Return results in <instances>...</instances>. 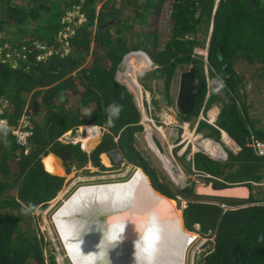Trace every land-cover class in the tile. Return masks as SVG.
Listing matches in <instances>:
<instances>
[{
	"label": "trees",
	"instance_id": "16d2710c",
	"mask_svg": "<svg viewBox=\"0 0 264 264\" xmlns=\"http://www.w3.org/2000/svg\"><path fill=\"white\" fill-rule=\"evenodd\" d=\"M165 1L158 6L156 0H0V100L9 103L0 114L9 123L0 127V264H57L54 256H45L44 237L28 232V215L46 208L62 189L59 157L67 172L75 161L83 165L89 159L103 167L101 155L116 148L145 170L157 190L187 199L186 228L209 239L199 264H264V155L255 148V141L264 142V128L250 116L246 82L236 68L241 62L259 65L264 80V0H220L215 13V0H174L172 37L161 49ZM154 7L157 17L149 34L145 26ZM211 26L205 60L197 49H205L206 41L197 34H209ZM146 34L155 47H145ZM139 50L151 55L157 68L146 76L163 79L168 98L177 69L194 67L196 108L186 117L219 104L218 128L202 121L199 129L218 142L222 129L241 149L226 148L219 158L200 150L191 160L208 185L245 187L248 197L200 194L188 185L173 190L136 149L130 135L141 115L118 75L124 59ZM128 61L133 74L148 66L141 55ZM207 74L221 85L218 91L210 89ZM110 105L119 107L117 116L110 118ZM24 116L32 134L21 145L12 131ZM93 124L110 133L91 156L80 144L59 140Z\"/></svg>",
	"mask_w": 264,
	"mask_h": 264
},
{
	"label": "rangeland",
	"instance_id": "374dc122",
	"mask_svg": "<svg viewBox=\"0 0 264 264\" xmlns=\"http://www.w3.org/2000/svg\"><path fill=\"white\" fill-rule=\"evenodd\" d=\"M172 6H173L172 2L171 4L166 2L163 6L162 5L160 6V18H162V25H161L162 34L160 36L159 48L161 49H163L166 46V44L169 42V40L172 37V27H173ZM155 7L149 10V14L151 13V17L149 18V22L147 26H145L149 34L152 32V28L155 26L153 25L154 24L153 18L155 19L157 17V12H156L157 9H155ZM149 34H146V36H144L145 37L144 39L148 41L147 42L148 44H145V47L149 45L150 48V46H152L153 38ZM197 36L199 37L200 41L205 42L208 39V34H205L204 32H198ZM188 37L192 38L194 36L193 34H191ZM197 50L199 53L202 54L205 52V50H203L202 48L201 49L198 48ZM136 55L130 56L128 59L129 60L133 59ZM258 67L259 65H249L242 62L236 65L238 72L244 76V81L246 82L245 90L248 96V102L250 106L249 109L250 116L252 117V119L256 120L258 127L264 128V80L258 76L257 73ZM189 68L190 65H185L177 69L171 87L172 96H170L169 98L166 95L167 91L164 88L163 79L155 78L154 80H152L153 78L151 77L147 78L146 76L147 73H150L152 70H154V67L152 68L145 67L142 70L136 71L135 74H133L132 71L128 70V68L126 67V69L123 68L122 71L119 73L118 79L123 85L128 86L130 88V91L137 98V103L141 110H142V105H141L142 103L138 98V90L134 88L132 85H130V79L135 77L137 82L140 84L142 88L143 94L145 96L146 94H149V97L147 98L148 100H150V107L148 109L147 115L149 118H154V121L156 123L154 128L150 127L151 133L149 135L155 133L163 143L166 151L169 152L170 155L167 158L161 156L160 155L161 153L157 151V148L155 147L153 141L150 140V137H148L146 131L141 130V128L140 130L139 128L135 129L133 133L130 135V139L135 144L136 149L142 154V156L144 155V158L151 163V166L154 167L160 173L161 180L166 184H168L171 189L173 190H176L178 188L181 189L188 185V186H193L195 193L206 194L199 190L201 188H207L209 185L208 183L205 182L203 177L204 175H202L201 173H199V171L195 169L191 157L199 149L200 150L206 149L210 151L211 154L217 157H221L224 154L222 147L220 146L221 143H223L224 149L226 148L230 149V145H227L226 143L224 144L222 137L220 139L221 141L220 143H217L218 141H214L212 138L211 141L203 140L201 138V133H203L200 131L201 128L195 130L194 132V129L197 126L196 125L197 121L201 116H207L206 112H201L198 116L192 117L190 119H188L184 115H180V117L178 116V113L176 112L175 109V101L179 88V78H180V74L183 71L188 70ZM209 77L210 76L208 75V80L210 84H213V82H215L214 78H209ZM213 88L214 87H212L211 89ZM147 104L148 102L146 101L145 98L146 108H147ZM211 109L212 110L210 112V117L211 119H214L218 110H220V105L215 104L213 107H211ZM208 112L209 111H207V113ZM168 116H173L174 120L170 119ZM184 127L187 128L186 132H188L189 130L188 127L190 128L191 132L190 131L189 132L191 136H188L187 134L185 135ZM201 127L203 129V127L205 126H201ZM163 129L166 131L167 140H165L164 138ZM86 134H87L86 130H84L83 132L82 131L73 132L72 138L73 140H75L76 142L75 144H77L80 141L86 140L85 139L87 138ZM185 138H187L186 142L180 144L181 143L180 141ZM101 139L102 138L99 139V137L96 138L95 143L92 144L90 147L89 144L85 143L84 141L82 147L84 148L88 156L92 155L94 148L100 144ZM66 141H69V139L67 138L63 142L66 143ZM193 141H196L198 143L196 142L193 143ZM186 143H188L189 146L186 147L185 149ZM199 143L203 148L199 146ZM124 151L127 154L129 153L128 148H125ZM105 156L106 154L101 155V162L102 165H104V168L100 167L102 172L99 171L96 175L92 174V170L93 171L98 170L99 167L95 169V166H93L91 159H89L88 162H86L83 165H79V161H75L70 168V172H67L62 159L59 157L61 166L64 169V174L62 175V177L64 178V182H63L64 184L62 186V189L58 192V195L49 202L46 208L44 209L38 208L32 214H29L28 220L26 222L27 229L28 232H30V234L32 235L37 234L38 236H42L47 242V244L44 247V252L47 260H49L50 256H54L57 264H77L75 260H73V257L69 253H67L66 243L61 238L62 235L60 236L59 234L57 224L60 222L55 223L54 221L57 212H59L58 209L61 206L65 205L66 202L69 201L83 186L93 185V184L96 185L110 184L113 182L127 183L130 180V178H132L137 173L135 171H137L138 168H135L133 166L127 168L126 165L122 166L123 164H125L124 160H122V162H119L118 161L119 158H115V159L110 158V161H107L106 159H103ZM43 157L44 156H42V162L44 159ZM104 161L106 163H104ZM174 163L177 166L176 169L172 168ZM174 169L176 170L175 173L177 174L176 176H173L168 171L170 170L174 172ZM128 187L130 192L133 191L134 188L132 185H129ZM160 193L163 194L162 192ZM163 195L167 196L166 194ZM170 199L174 201V205L175 208L178 210L177 211L178 214L180 213L182 214L183 209L186 207L187 199L180 196L179 194L177 198H170ZM202 199L205 201L206 200L209 201L211 198L208 199L202 198ZM114 201L117 200L114 199ZM186 229L189 233L194 234L193 236H195V233L190 232L188 228ZM89 234L87 236H89ZM75 237H78L77 234ZM208 240L209 239L207 237H203L202 235H199V237L197 236V238H195L192 241V243L188 245V248L186 250L187 254H186L185 264H189V263L199 264L198 263L199 257L210 247L209 244L206 245V241ZM110 255L112 256V254ZM110 259L108 258L105 259V262L111 261L112 264H117V261L114 262Z\"/></svg>",
	"mask_w": 264,
	"mask_h": 264
},
{
	"label": "bare ground",
	"instance_id": "6f19581e",
	"mask_svg": "<svg viewBox=\"0 0 264 264\" xmlns=\"http://www.w3.org/2000/svg\"><path fill=\"white\" fill-rule=\"evenodd\" d=\"M133 79L137 82L135 77ZM133 79L130 84L138 89L140 84L137 82L134 85ZM168 117L174 120L173 116ZM150 127H146L148 137ZM98 128L86 127L87 138L83 143L85 141L89 147L94 144L97 138L94 134ZM224 134V142L230 145L232 140ZM187 135L191 136L189 130ZM165 136L167 137L166 133L164 138ZM220 146L224 153L223 145ZM141 170L140 168L127 183L83 186L59 208L60 211L58 209L54 221L60 222L57 224L59 232L63 235L64 242L69 244L66 246L68 253L77 264H112L111 261L105 262L107 258L117 261V264H185L186 248L195 236H190L185 231L182 214H178V210L171 204L174 201L159 193ZM129 185L142 188H134L130 192ZM109 197L128 207L121 209L119 204L108 202L101 208V204L105 203L102 200ZM161 201L170 204L172 212L162 208L160 217H157L160 223H156L152 214L155 212V203L161 204ZM76 234L78 237H75Z\"/></svg>",
	"mask_w": 264,
	"mask_h": 264
},
{
	"label": "clouds",
	"instance_id": "9594fccd",
	"mask_svg": "<svg viewBox=\"0 0 264 264\" xmlns=\"http://www.w3.org/2000/svg\"><path fill=\"white\" fill-rule=\"evenodd\" d=\"M157 1V5H158V3H159V0H156ZM166 2H168V3H170L171 4V2H172V4L174 3V0H166L163 4H162V6L166 3ZM219 2H220V0H215V7H216V9H217V6H218V4H219ZM101 5H102V3H100L99 4V6H98V8H100L101 7ZM156 4H155V6H157ZM159 6V5H158ZM157 6V7H158ZM161 6V5H160ZM174 6V5H173ZM173 6H172V9H173ZM216 12V10L214 11V13ZM153 25H155V20H154V18H153ZM152 30H154V27L152 28ZM211 32H212V26H211V30H210V32H209V34H208V39L206 40V47H205V49H203V50H205V52L202 54V53H199L200 55H203L204 57H205V60H208L207 59V56H208V50H209V40H210V36H211ZM153 38V37H152ZM153 40V39H152ZM153 47H155V46H153V41H152V46H150V48H153ZM136 54H138V55H144L146 58H147V60H148V66L147 67H150V68H152V67H154V70H152L150 73H152V72H154L155 70H156V68H157V65L152 61V59H151V55L147 52V51H144V50H139V51H136V52H131L125 59H124V62H123V65H124V67L123 68H125L126 69V67L128 68V70H129V65H128V58L130 57V56H133V55H136ZM190 66H192V65H190ZM132 69V68H131ZM147 74H149V73H147ZM146 74V75H147ZM118 78H119V75H118ZM119 80V79H118ZM154 80V79H153ZM179 80H180V78H179ZM214 80H217V79H214ZM130 81H131V79H130ZM164 81V80H163ZM137 83V82H136ZM164 83V82H163ZM139 84V83H138ZM127 88H128V90L130 91V88L128 87V86H126ZM137 89V88H136ZM151 90V89H150ZM130 93H132L131 91H130ZM178 93V92H177ZM133 94V93H132ZM134 95V94H133ZM148 96H149V94H148ZM177 97V96H176ZM134 98H135V95H134ZM136 100V99H135ZM176 102V101H175ZM136 104H137V106H138V103H137V101H136ZM145 106V105H144ZM144 106H142V110L140 109V107L138 106V108H139V111H140V115H141V118H140V121L136 124V129H138L137 127H139L140 126V128H141V130H145L146 131V133H147V135H148V131L146 130V123H148V124H150L151 125V128H154V126H155V121H154V118H153V122L151 121V120H148L147 119V117H148V115H147V110H146V108L144 107ZM176 109V108H175ZM211 108L208 110L209 112L207 113L206 112V114H207V116H204L206 119H208L209 117H210V112H211ZM108 112H109V114H110V118L112 117V116H117L118 115V113H119V107L118 106H114V105H110L109 106V108H108ZM177 112V111H176ZM203 112V111H202ZM219 112H220V110H218V112H217V114H216V116H215V125H213V124H211V123H209V122H207L206 120L204 121L203 120V122H206V123H208V124H210V125H213V126H215L216 128H218V126L216 125V121H217V117H218V115H219ZM178 116L180 117V114H178ZM211 118V117H210ZM202 122V121H201ZM88 126H97V127H99L98 129V131L97 130H95L96 132H95V136L98 138L99 137V139L100 138H102L101 139V141L103 140V138H104V136L106 135V134H109L110 133V131H109V129H107L106 127H103V126H99V125H95V124H93V125H83V126H80L77 130H75V131H77V132H79V131H84V130H86V127H88ZM199 127H200V125H199ZM199 127L197 128V130L199 129ZM140 128H139V130H140ZM135 130V129H134ZM220 130H222V129H220ZM74 130H70V131H68V132H65L64 134H66V133H69V132H71V135H70V137H69V141H67L66 143H73V144H75L76 142H75V140H73V138H72V134H73V132H75ZM190 131V130H189ZM201 131V130H200ZM224 131V130H223ZM3 132H4V134L6 135L7 134V129H3ZM86 132H87V130H86ZM191 132V131H190ZM202 132V131H201ZM63 134V135H64ZM63 135L59 138V140H61V138L63 137ZM120 135H121V132L117 135V136H115V138H114V141L116 142V143H119V140H120ZM189 136V135H188ZM201 136H202V139L203 140H205V139H211V138H209V137H207L204 133H201ZM77 140V139H76ZM214 140V139H213ZM62 141V140H61ZM215 141V140H214ZM63 142V141H62ZM221 142V141H220ZM220 142H217V143H220ZM77 144H80V146H81V149H83L84 150V148L82 147L83 145V141H80V142H78ZM221 145H223V143H221ZM98 146V145H97ZM136 147V146H135ZM96 148V147H95ZM95 148H94V150H95ZM115 150H120L121 151V154L120 155H118V156H115V154H114V151ZM201 150H203V149H201ZM205 152H207L206 150H204ZM84 152H85V150H84ZM224 152H225V150H224ZM208 153V152H207ZM105 154H107L110 158H112V159H115V158H119V162H122V160H124L125 161V155H124V153H123V151L120 149V148H116V149H114V150H112V151H110V152H108V153H105ZM208 154H210L211 156H213V157H216V158H219V157H217V156H214V155H212L211 153H208ZM45 156H47V155H45ZM43 163V162H42ZM125 163V162H124ZM94 166V165H93ZM125 166V165H124ZM44 168H45V166H44ZM139 170H140V168H138ZM137 169V171H135V172H138L139 170ZM142 171H144V174H146L149 178H150V176L145 172V170L143 169ZM49 172V171H48ZM135 176V175H134ZM133 176V177H134ZM132 177V178H133ZM132 178H130V180L129 181H131L132 180ZM150 180H151V178H150ZM128 181V182H129ZM151 183H152V185H153V182H152V180H151ZM154 186V185H153ZM155 188V187H154ZM156 189V188H155ZM249 190V189H248ZM210 195H213V194H210ZM250 195V191H249V193H247V194H244V195H242L241 197H236V198H246V197H248ZM217 196V195H216ZM53 200V199H52ZM50 202V201H49ZM60 211V210H59ZM182 215H183V212H182ZM184 219V218H183ZM184 221V220H183ZM184 224V223H183ZM184 226H185V224H184ZM58 230H59V227H58ZM190 232H193V233H195V237H193V238H191V240H190V242H189V244H191L192 243V241L195 239V238H197V236L199 237V235H201L198 231H192V230H189ZM59 234H60V236L62 235L61 234V232H59ZM63 236V235H62ZM61 236V238L64 240V238ZM146 239H147V237H146ZM65 241V240H64ZM207 242V241H206ZM66 243V246L67 245H69L67 242H65ZM188 244V245H189ZM187 248H188V246H187ZM187 248H186V250H187ZM66 251H67V253H68V248L66 247ZM145 251H147V249H145ZM187 254V253H186Z\"/></svg>",
	"mask_w": 264,
	"mask_h": 264
},
{
	"label": "water",
	"instance_id": "95a60500",
	"mask_svg": "<svg viewBox=\"0 0 264 264\" xmlns=\"http://www.w3.org/2000/svg\"><path fill=\"white\" fill-rule=\"evenodd\" d=\"M195 86H196L195 70L193 66H190L188 70L183 71L180 74L179 88L175 102V108L178 114L187 116L193 113L194 109L196 108ZM149 137L150 140L153 141L155 147L157 148V151L161 153L159 154L165 158L169 157L159 137L155 133L149 135ZM114 154L115 156H118L121 154V151L115 150ZM176 167L177 166L174 163L172 168L176 169ZM175 169L174 172L170 170L168 171L173 176H176L177 174H175L176 173ZM199 191L207 194L217 195L220 197H241L242 195L249 193L248 188L245 187H225L222 189H216L213 187V184L209 185L207 188H201ZM167 198L170 199L169 197ZM155 204H156L154 209L155 212L152 215L154 216V218H156V223H160L157 217H160L159 213L161 212L162 208L165 209L167 212H172V209L170 207L171 205L168 204L166 201H161V204L158 202Z\"/></svg>",
	"mask_w": 264,
	"mask_h": 264
},
{
	"label": "built area",
	"instance_id": "2783aa9c",
	"mask_svg": "<svg viewBox=\"0 0 264 264\" xmlns=\"http://www.w3.org/2000/svg\"><path fill=\"white\" fill-rule=\"evenodd\" d=\"M214 81H215V82H213V84H210V82H209V86H210L211 88L214 87L213 89H211V88H210V89L216 92V91L219 90V88L221 87V85L219 86V82H218L217 80H214ZM137 87H138V89H137V90H138V98L140 99V101H141V103H142L141 105H142V106L145 105V98H146V101L148 102V104H147V108H146V105L144 106V107L146 108L147 112H148V109H149V107H150V100H148L147 97H149V96H148V94H146V96L143 94V92H142V88H141L140 85H138ZM135 99H136V101H137V98H136V97H135ZM8 105H9L8 101L6 102L5 100H0V114L3 113V108L8 107ZM147 119H148V120H151V121L153 122V118H149V117H147ZM203 120H204V121L206 120L207 122H209V123L215 125V119H211V118L209 117V120H208V119H206L204 116H201V117L199 118V120L197 121V124H196L197 126L195 127L194 132H195V130H197V128H198L199 125L201 124V121H203ZM29 126H30V122H29L28 116H24V117L22 118L21 123L19 124V126H18L16 129H13V131H12L13 134L17 137V140H18V142H19L21 145H26V144L28 143V139H29V137H30L31 134H32V132H31ZM0 127H4V128H8V127H9L8 120L5 119V118H3V117H1V116H0ZM188 129L190 130L189 127H188ZM220 131H221V137H222L223 142H224V137H225V134H224V133H226V132L223 131V130H220ZM194 132H193V135H194ZM184 133H185V135L187 134V132H186V127H184ZM226 134H227V136H229L228 133H226ZM70 135H71V132L64 134L63 137L61 138V140L64 141V140H66L67 138L69 139ZM201 138H202V136H201ZM229 138L232 140V143L230 144V149L233 150L234 152H238V151L241 149L240 145H238V143H237L236 141H234L230 136H229ZM186 140H187V138L182 139V140L180 141V142H181L180 144L185 143ZM66 142H67V141H66ZM193 143H194V142H193ZM180 144H177V145H180ZM224 144H225V142H224ZM227 145H228V144H227ZM188 146H189V144L186 143L185 149H186V147H188ZM173 147H174V145H173ZM255 148H256V151L258 152V154H260V155H264V142L255 141ZM198 151H200V149L197 150V152H198ZM195 153H196V152H195Z\"/></svg>",
	"mask_w": 264,
	"mask_h": 264
},
{
	"label": "crops",
	"instance_id": "0c3cea01",
	"mask_svg": "<svg viewBox=\"0 0 264 264\" xmlns=\"http://www.w3.org/2000/svg\"><path fill=\"white\" fill-rule=\"evenodd\" d=\"M216 10V7L214 6V11ZM164 130V129H163ZM164 133H166V131L164 130L163 131ZM193 136V135H192ZM166 140H167V138H166ZM169 142V141H168ZM171 147V146H170ZM168 153V155H170L169 154V152H167ZM105 154V153H104ZM103 159H106L107 161H110V157L106 154V156L103 158ZM105 160V161H106ZM104 161V163H106ZM124 165H126L127 166V168H129L130 166H133V167H135V168H141L142 170H143V168L142 167H140V166H138L137 164H135V163H133V161H130L129 159H127V158H125V164H123L122 166H124ZM112 166V165H111ZM96 168H98V167H96L95 166V169ZM103 168H104V165H103ZM121 168H124V167H121ZM141 170V171H142ZM99 171H101V169H100V167L98 168V170H92V174H94V175H96ZM102 172V171H101ZM144 176H145V174H144ZM146 177V176H145ZM147 178V177H146ZM149 181V180H148ZM133 186V188H142V187H140V186H134V185H132ZM151 187H152V185H151ZM102 200V199H101ZM103 202H105V203H103V204H101V208L104 206V204H106V203H108V202H114V203H116V204H119L120 205V207H121V209L122 208H127L128 206L127 205H122L121 203H119V202H117V201H114V199H111L110 197L109 198H107V199H105V200H102ZM171 204L172 205H174V203L173 202H171ZM174 207H175V205H174ZM105 219H103V221H104ZM104 226V225H103ZM102 226V227H103ZM107 230H108V227H107ZM107 230H106V232H107Z\"/></svg>",
	"mask_w": 264,
	"mask_h": 264
},
{
	"label": "flooded vegetation",
	"instance_id": "af4514ba",
	"mask_svg": "<svg viewBox=\"0 0 264 264\" xmlns=\"http://www.w3.org/2000/svg\"><path fill=\"white\" fill-rule=\"evenodd\" d=\"M170 121H172V120H170ZM165 140H166V136H165ZM194 143L196 142V141H193ZM196 143H198V142H196ZM200 144V143H199ZM201 146V145H200Z\"/></svg>",
	"mask_w": 264,
	"mask_h": 264
}]
</instances>
